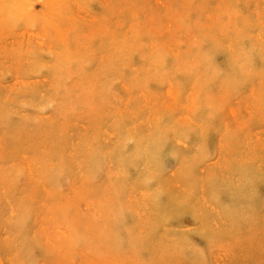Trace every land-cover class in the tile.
<instances>
[{
	"label": "rangeland",
	"instance_id": "obj_1",
	"mask_svg": "<svg viewBox=\"0 0 264 264\" xmlns=\"http://www.w3.org/2000/svg\"><path fill=\"white\" fill-rule=\"evenodd\" d=\"M0 264H264V0H0Z\"/></svg>",
	"mask_w": 264,
	"mask_h": 264
}]
</instances>
